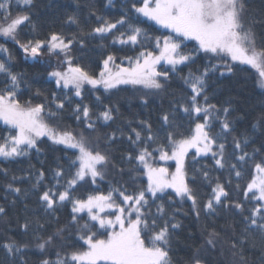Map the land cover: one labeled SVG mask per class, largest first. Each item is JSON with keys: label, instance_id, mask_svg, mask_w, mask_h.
I'll return each instance as SVG.
<instances>
[{"label": "snow or ice", "instance_id": "snow-or-ice-1", "mask_svg": "<svg viewBox=\"0 0 264 264\" xmlns=\"http://www.w3.org/2000/svg\"><path fill=\"white\" fill-rule=\"evenodd\" d=\"M74 2L77 11L65 15L63 23L77 30L49 31L41 38L33 19L40 0H0V121L7 126L0 137V164L40 157L49 142L67 159V167L59 157L47 167L42 159L40 168L29 160L19 174L0 167L7 180L4 199L11 206L23 202L25 209L24 219L17 220L21 238L0 234V264H177L172 255L182 227L177 213L185 202L197 221L203 212L206 218L238 216L240 224L237 230V221L226 219L223 231L205 227L204 243L193 247L186 264H211L225 253L234 258L229 264H248L245 249L256 250L257 236L264 241V34L257 31V25L264 29V10L253 11L249 0H121L119 13L109 19L94 3L84 4L87 16L82 17L81 0ZM116 6L115 0L104 5ZM149 22L168 32L150 35L142 26ZM25 29L34 34L25 35ZM86 38L101 49L119 45L118 51L135 54L103 51L99 71L92 72L74 55L77 50L86 54ZM186 41L196 46L186 51ZM9 42L26 61L44 64L49 56L62 66L47 72L58 90L51 98L15 70ZM201 54L206 63L191 71ZM181 66L189 68L186 76ZM249 69L255 70L258 99L250 128L240 131L237 125L249 119V112L231 95L213 103L209 88L220 77ZM173 78L181 79L190 94L160 111L158 127L150 118L135 117L126 121L127 130L117 126L101 133L122 118L111 99L125 90L122 86L137 88L140 104L147 107L151 97L167 93ZM22 85L41 99L21 102ZM86 85L95 107L85 102ZM65 113L75 129L60 126ZM248 168L250 178L242 182ZM111 170L127 171L135 190L109 181L103 192L100 184ZM198 182L211 186L203 201ZM32 198L37 209L29 215ZM69 207L62 221L58 213ZM8 217L0 205V220ZM259 250L264 264V243Z\"/></svg>", "mask_w": 264, "mask_h": 264}, {"label": "trees", "instance_id": "trees-1", "mask_svg": "<svg viewBox=\"0 0 264 264\" xmlns=\"http://www.w3.org/2000/svg\"><path fill=\"white\" fill-rule=\"evenodd\" d=\"M86 3H94L97 6V9L102 14L106 15L109 19L115 18V16L120 11L121 0H115L116 7L115 8H105L104 5L106 0H81V11L80 15L87 16V12L83 10V6ZM250 7L255 12H260L264 10V4L261 3V0H249ZM76 3L74 0H40V4L37 9L34 10L33 19L37 21L39 26V35L41 38H46L49 31H61L63 30L65 33L75 32V25H67L63 23V18L65 15L76 12ZM94 22V21H93ZM83 26V25H82ZM147 29V31L152 36H160L162 33H167V30L161 29L157 25H153L151 22L148 25H142ZM257 31L261 34H264V29H261L260 25H257ZM34 33H30L28 29H25V35H32ZM89 40L88 46L85 50L86 54L81 55L80 51L74 53L75 56L79 57L82 66L89 68L92 72L99 71V62L100 56L103 51L111 50L116 51L118 56L134 55L135 50L126 49L125 51H118L119 45L117 46H109L108 49H101L98 47V42L91 40V38H86ZM107 43V42H106ZM187 49L186 51H190L194 46H196V42L194 41H186ZM10 50L13 52L15 57V70L19 72H24L26 74V79L32 88L41 87L45 94L51 98V94L53 92L58 91L55 87L54 81L48 79L47 72L50 70H54L57 67H62L58 64V61L54 57L44 56L43 60L44 64L34 63L31 60H25L22 53L18 50V48L12 43H8L7 45ZM75 47V46H74ZM149 48L152 47L151 44L148 45ZM203 54L197 57V62L192 65L191 71L195 72L198 68L203 67L206 61L202 58ZM48 61H51L48 63ZM119 62V61H118ZM75 63V61H74ZM183 71L181 72L182 76H186L188 74L189 68L187 66H181ZM255 79L256 74L254 69H249L247 72H237L234 77H220L215 83L209 88L210 99L213 103L223 102L230 95L234 97L240 104L241 109L249 112V119L247 121H241L237 127L240 131H244L245 129L250 128V122L252 119V110L253 106L256 104L258 99V89L255 87ZM125 90L120 91L119 95L113 96L111 99L113 103H117L120 107V112L122 114L121 120L117 121V124H113L111 128L104 126L101 128V133L103 134L106 131H112L117 126L126 128V121L128 119H133L135 117H139L140 119L150 118L153 122L154 126L158 127L156 121L158 120V115L162 109H168L170 107V102L172 100H179L182 97L186 98L190 91L184 85L183 81L178 78H173L171 84L168 88L166 94H163L159 97H151L149 99V106H142L139 102L138 97L141 95V92L132 86H122ZM213 89H216L215 95H212ZM18 98L23 102L26 99H32L33 103L38 102L41 98L35 97L33 95L32 89L21 86V92L18 93ZM85 102L93 105L94 96L92 92L89 91V87H85ZM55 122V121H54ZM61 127H71L75 129L77 127L76 122L72 118L69 113H65L63 117L59 118ZM7 126L3 125L0 122V137L6 135L4 129ZM186 130V129H185ZM50 142L44 144L43 153L40 157H37L35 154H32L30 157H26L23 160L22 164L12 163L10 165L0 164V167L8 166L11 172L19 174L20 168H27L28 161H31V164L35 166V168H40L41 160H44V166L53 165L56 161V158L59 157L61 162L65 164L67 167V159L65 156V152L57 151L53 152L49 147ZM126 143L122 144L120 147H126ZM72 150H67L68 154H71ZM171 164V163H170ZM199 167V165H197ZM209 167L211 164L209 163ZM174 168H170V171H173ZM251 175V169L248 168L245 170L243 181L246 182ZM144 182L146 183V178ZM221 182L225 179L224 176L220 177ZM109 181L112 185L123 184L127 186L129 191L135 190L136 181L131 179L127 173L123 175H119L115 170H111L108 174V178L105 182L100 184V188L103 192H107L109 190ZM7 183L2 176H0V205H4L9 212V217L7 220H0V234L3 236H14L17 239L21 238L19 228L17 227V220L22 221L25 215V209L23 202L18 201L15 206H11L5 199V190L3 185ZM196 189L200 200L203 201L211 194V186L204 184L202 182H198L196 185ZM84 194V190H81L80 195ZM234 195H237L234 193ZM13 197H9L12 199ZM28 214L37 209V204L35 198H32L28 201ZM180 206V205H178ZM183 212L177 213V219L181 221L182 227L178 230L177 233V241L178 243L175 245L172 255L174 259L177 261V264H186L188 260L193 255V247L199 246L204 243V228L206 227L209 231L215 228L217 231H223V226L225 224L226 219L232 220L235 219L237 221L236 227L237 230L240 228V224L238 223L239 217H226L224 214L215 217V218H206L204 213L201 212L200 220L197 221L192 215L190 202H185L182 205ZM155 208L153 207V212ZM70 212V207L65 208L60 215L62 221H65L68 218V214ZM186 212L187 215L183 213ZM11 228V230H9ZM194 238V239H193ZM227 238V237H226ZM256 244V250L245 249V254L248 257V264H260L261 257V244L264 241L261 240L259 236H257L254 240ZM0 258H2V253H0ZM207 259V257H206ZM234 258L225 253V255H217L212 258L211 264H216V262H220V264H229Z\"/></svg>", "mask_w": 264, "mask_h": 264}, {"label": "rangeland", "instance_id": "rangeland-1", "mask_svg": "<svg viewBox=\"0 0 264 264\" xmlns=\"http://www.w3.org/2000/svg\"><path fill=\"white\" fill-rule=\"evenodd\" d=\"M152 23V22H151ZM158 26V25H157ZM159 27V26H158ZM164 30H166V29H164ZM168 31V30H167ZM85 87H89V86H85ZM2 124H3V122L2 121H0ZM4 125V124H3ZM161 163H163V162H161ZM169 163H171V162H169ZM173 171H174V169H173Z\"/></svg>", "mask_w": 264, "mask_h": 264}]
</instances>
